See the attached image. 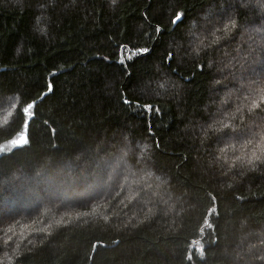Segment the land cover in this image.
<instances>
[{"label":"trees","instance_id":"obj_1","mask_svg":"<svg viewBox=\"0 0 264 264\" xmlns=\"http://www.w3.org/2000/svg\"><path fill=\"white\" fill-rule=\"evenodd\" d=\"M0 264H264V0H0Z\"/></svg>","mask_w":264,"mask_h":264},{"label":"snow or ice","instance_id":"obj_2","mask_svg":"<svg viewBox=\"0 0 264 264\" xmlns=\"http://www.w3.org/2000/svg\"><path fill=\"white\" fill-rule=\"evenodd\" d=\"M180 20H181V15L177 14L172 22H173V23H176L177 21H180ZM145 51H146V50H145ZM49 91H51V85H49ZM125 102L127 103V101H125ZM254 106H255V105H254ZM31 107H32V106L29 105L28 108H25V112L27 113V112L29 111V108H31ZM149 110H151L150 106H149ZM27 142H28V141H27V138L24 137V143H23V144H27ZM14 145H21V146H22V144H19V143L14 144ZM61 219H63V218H61ZM56 223L59 224V223H61V221H56ZM9 231H11V229H9Z\"/></svg>","mask_w":264,"mask_h":264}]
</instances>
